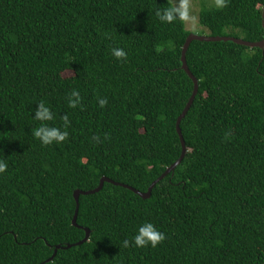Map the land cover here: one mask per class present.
I'll use <instances>...</instances> for the list:
<instances>
[{
  "label": "trees",
  "instance_id": "16d2710c",
  "mask_svg": "<svg viewBox=\"0 0 264 264\" xmlns=\"http://www.w3.org/2000/svg\"><path fill=\"white\" fill-rule=\"evenodd\" d=\"M171 0H0V264H264V51L191 41ZM264 0L205 7L211 36L264 37ZM122 48L125 59L112 54ZM73 92L79 103L72 107ZM107 103L101 106L100 101ZM40 103L54 119L39 121ZM67 117V125L65 124ZM67 131L44 145L40 126ZM107 177L94 193L88 191ZM145 222L165 239L136 247ZM88 228L89 238L85 237ZM128 240L129 246L124 247ZM72 244L70 247L67 245ZM56 245L61 248L48 259Z\"/></svg>",
  "mask_w": 264,
  "mask_h": 264
},
{
  "label": "clouds",
  "instance_id": "9594fccd",
  "mask_svg": "<svg viewBox=\"0 0 264 264\" xmlns=\"http://www.w3.org/2000/svg\"><path fill=\"white\" fill-rule=\"evenodd\" d=\"M228 0H214V6L217 9H223L227 7ZM162 22L172 23L177 17L183 21H188L190 18L189 15V5L187 0L181 4L180 8L173 9H165L162 12H158ZM112 54L118 59H125L127 57V53L122 48H114L112 50ZM73 97L76 99L71 100L70 104L72 107H75L79 103V93L73 92ZM106 100H101L100 104L103 106L106 104ZM35 119L39 121H50L53 120V114L50 111L49 107H47L44 103H40L36 113ZM67 117H65V124L67 125ZM34 136L41 140L44 145L52 144L53 142L59 143L64 141L68 133L67 131H60L58 128L49 127L47 125L40 126L34 131ZM8 169V165L4 160H0V174H3ZM165 239V235L163 232L159 231V229L151 222L143 223L134 236V245L138 248L146 247L151 245L153 248L157 247L163 240ZM129 241H124V247L129 246Z\"/></svg>",
  "mask_w": 264,
  "mask_h": 264
},
{
  "label": "water",
  "instance_id": "95a60500",
  "mask_svg": "<svg viewBox=\"0 0 264 264\" xmlns=\"http://www.w3.org/2000/svg\"><path fill=\"white\" fill-rule=\"evenodd\" d=\"M262 27H263V30H264V8L262 10ZM193 40H200V41H232L234 43H237V44H240V45H244V46H248V47H258V48H261L264 51V37L260 41H247V40H244L243 38H237V37H233V36H211V35H200V34H194V33H190L187 36V38L185 40V43L183 44L182 51H181V62H182L181 68L187 73V75L192 80V82H193V91H192L191 96H190L188 102L186 103L184 109L182 110L181 114H179V116L177 117L176 124H175L176 131H177V134L179 136V140H180V144H181V154H180L179 158L173 164H171L157 179H155L151 183V185L148 187L146 192H141L138 189L133 188L132 186H129L127 184H121V185L127 187L128 189H131L133 192H135L136 194L140 195L143 198H148L150 196V194H151L152 188L164 176H166L168 173L173 172L175 170V168L181 163V161L184 158V156L186 154V151H187V148H186V145H185V141H184V138H183V135H182V132H181V128H180V122H181L182 118L186 115L187 111L189 110V108H190V106H191V104H192V102H193V100H194V98L196 96V93H197V90H198V86H199L198 85V79L191 72V70L189 69V67L187 65V62H186V51H187V48L189 47L191 41H193ZM105 181H108L110 183L117 184V185L119 184L118 182H115V181H113V180H111V179H109L107 177H102L100 179L99 185L96 188L88 190V191H83L81 189H77V190H75L73 192V196H74L75 202H76V207H75V211H74V214H73L71 222H72V224L74 226H78V224L76 222V219H77L78 208H79V195L80 194L94 193V192L99 191L103 187V184H104ZM84 230L86 231L85 237L83 238V240H81V241H79V242H77L75 244H80V243L88 240L90 231H89L88 228H84ZM71 245L72 244H69L66 247H70ZM59 248H61V246L60 245H56V247L54 248L53 254L48 259H46L45 261L47 262V261L52 260L53 257L55 256L56 252H57V249H59Z\"/></svg>",
  "mask_w": 264,
  "mask_h": 264
},
{
  "label": "rangeland",
  "instance_id": "374dc122",
  "mask_svg": "<svg viewBox=\"0 0 264 264\" xmlns=\"http://www.w3.org/2000/svg\"><path fill=\"white\" fill-rule=\"evenodd\" d=\"M176 8H180L184 0H171ZM189 5L188 21H185V27L190 33L206 35L208 30L199 23V11L205 7H214V0H187Z\"/></svg>",
  "mask_w": 264,
  "mask_h": 264
}]
</instances>
